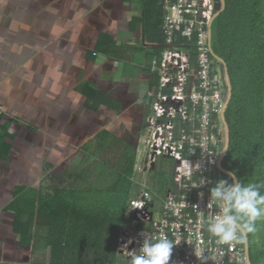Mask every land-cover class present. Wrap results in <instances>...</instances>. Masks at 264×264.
Segmentation results:
<instances>
[{
	"label": "crops",
	"instance_id": "crops-1",
	"mask_svg": "<svg viewBox=\"0 0 264 264\" xmlns=\"http://www.w3.org/2000/svg\"><path fill=\"white\" fill-rule=\"evenodd\" d=\"M145 4L0 0V264H50L45 230L21 244L12 205L38 201L43 187L91 166L102 132L136 149L137 160L163 50L145 30ZM172 185L171 176L160 198Z\"/></svg>",
	"mask_w": 264,
	"mask_h": 264
},
{
	"label": "trees",
	"instance_id": "trees-1",
	"mask_svg": "<svg viewBox=\"0 0 264 264\" xmlns=\"http://www.w3.org/2000/svg\"><path fill=\"white\" fill-rule=\"evenodd\" d=\"M162 1L145 0L144 22L145 30L152 31L163 45ZM226 3L212 33L213 51L227 63L233 86L226 112L231 143L222 166L242 183L261 185L264 194V0ZM156 90L157 79L151 93ZM149 109L150 103L145 119ZM220 124L223 130L221 119ZM221 137L223 148L224 132ZM99 139L104 149L94 150L96 161L80 174L69 176L70 183L48 184L40 190L38 201L12 205L16 211L14 232L21 244L30 246L45 230L50 264L119 263V237L129 224V202L141 192L137 193L132 181L136 149L108 132H102ZM221 179L233 182L225 175ZM24 216L28 221L22 222ZM260 223H256L257 230ZM255 234H248L251 262L264 264V250L258 248ZM127 262L123 259V264Z\"/></svg>",
	"mask_w": 264,
	"mask_h": 264
},
{
	"label": "built area",
	"instance_id": "built-area-1",
	"mask_svg": "<svg viewBox=\"0 0 264 264\" xmlns=\"http://www.w3.org/2000/svg\"><path fill=\"white\" fill-rule=\"evenodd\" d=\"M161 10L163 52L152 64L157 90L149 94L139 154L142 172L159 158L172 160L173 185L165 198L146 189L130 201L120 256L128 261L145 237H166L174 243L169 264H201L195 251H203L206 264H248L244 242L221 245L207 231L219 211L209 200L222 180L217 165L226 97L223 67L208 48L215 0H163Z\"/></svg>",
	"mask_w": 264,
	"mask_h": 264
},
{
	"label": "clouds",
	"instance_id": "clouds-1",
	"mask_svg": "<svg viewBox=\"0 0 264 264\" xmlns=\"http://www.w3.org/2000/svg\"><path fill=\"white\" fill-rule=\"evenodd\" d=\"M260 189L259 184L223 179L210 189L209 207L215 205L219 211L208 222L207 231L218 244L243 243L248 234L257 231V221L264 220V194ZM173 246L166 237H145L138 252L129 251L127 264H169ZM194 254L201 264L208 261L203 251Z\"/></svg>",
	"mask_w": 264,
	"mask_h": 264
},
{
	"label": "water",
	"instance_id": "water-1",
	"mask_svg": "<svg viewBox=\"0 0 264 264\" xmlns=\"http://www.w3.org/2000/svg\"><path fill=\"white\" fill-rule=\"evenodd\" d=\"M226 8H227L226 0H215V15L211 19V22H210L209 28H208V48H209L211 56L222 65L223 70H224L225 83H226L225 103H224V106H223L222 111H221V123L223 126V132H224V138L225 139H224V146L222 148V151H221L219 159H218L217 170L220 174L230 177L234 182V180H238V178L235 175H232L233 173L226 171L222 166L223 161L226 158L227 153L229 151L230 143H231V131H230V127L226 121V112H227V110L230 106V103L232 101V98H233V86H232V81H231V77H230V73H229L227 63L222 58L217 56L214 53L213 48H212L213 24H214L215 20L217 18H219L226 11ZM155 166L156 165L153 164L151 166V169L149 170V172H154ZM244 249H245V254H246L248 264H252L251 256H250V243H249L248 235L246 236L245 241H244Z\"/></svg>",
	"mask_w": 264,
	"mask_h": 264
},
{
	"label": "rangeland",
	"instance_id": "rangeland-1",
	"mask_svg": "<svg viewBox=\"0 0 264 264\" xmlns=\"http://www.w3.org/2000/svg\"><path fill=\"white\" fill-rule=\"evenodd\" d=\"M162 52L163 50L161 51V53L160 52L159 53L162 54ZM152 68L153 66L151 67V70ZM141 135L143 137L146 135L145 130H143ZM142 161L143 158L138 153L134 178L132 179V181L137 185V193H139L142 190H145V188L152 186L154 187L155 186L153 184L154 180H157L159 183L158 187L155 186L156 189H154L153 187L151 189L156 190L157 192L156 196L157 199H159L161 195L165 193L164 191L168 187V184L171 183L172 171L175 164L170 159L159 158L157 159V164H156V167H158V169H156L154 172L151 173V172H142ZM81 167L82 166L80 165L79 167L74 168L75 170L73 169V172H78V170H80ZM156 206H158V204H156ZM129 208H130V202H129ZM260 222L261 225L258 227V230L256 231L255 239L258 248L260 250H264V220H261Z\"/></svg>",
	"mask_w": 264,
	"mask_h": 264
},
{
	"label": "flooded vegetation",
	"instance_id": "flooded-vegetation-1",
	"mask_svg": "<svg viewBox=\"0 0 264 264\" xmlns=\"http://www.w3.org/2000/svg\"><path fill=\"white\" fill-rule=\"evenodd\" d=\"M140 117H141V115H139V120H138L139 122H138V125H139V123L141 124V121H142V119H141ZM139 126H140V125H139ZM153 184H154L156 187H158V185H159V183H158L157 180H154V183H153ZM155 186H154V187H155ZM156 187H155V188H156Z\"/></svg>",
	"mask_w": 264,
	"mask_h": 264
}]
</instances>
